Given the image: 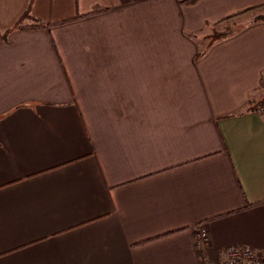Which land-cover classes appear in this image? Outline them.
I'll list each match as a JSON object with an SVG mask.
<instances>
[{
    "label": "crops",
    "instance_id": "1",
    "mask_svg": "<svg viewBox=\"0 0 264 264\" xmlns=\"http://www.w3.org/2000/svg\"><path fill=\"white\" fill-rule=\"evenodd\" d=\"M261 5L0 0V264L264 258Z\"/></svg>",
    "mask_w": 264,
    "mask_h": 264
},
{
    "label": "built area",
    "instance_id": "2",
    "mask_svg": "<svg viewBox=\"0 0 264 264\" xmlns=\"http://www.w3.org/2000/svg\"><path fill=\"white\" fill-rule=\"evenodd\" d=\"M264 112V103L260 106ZM197 246H206L208 235L204 227H199L196 232ZM222 264H264V258L256 250L250 247L230 246L223 250Z\"/></svg>",
    "mask_w": 264,
    "mask_h": 264
},
{
    "label": "trees",
    "instance_id": "3",
    "mask_svg": "<svg viewBox=\"0 0 264 264\" xmlns=\"http://www.w3.org/2000/svg\"><path fill=\"white\" fill-rule=\"evenodd\" d=\"M264 5H261V6H259V7H263ZM29 11H30V5H29V7L27 8V10H26V12L21 16V18H20V20L15 24V26H14V29H21V28H28V27H40L39 25H30V26H23V25H21V22L24 20V19H28L29 18ZM247 11H249V10H247ZM228 19H231V17H229V18H227V19H225V20H228ZM72 19H69V20H66V21H64L63 23H66V22H69V21H71ZM225 20H223V21H225ZM203 53H200V54H198L197 55V58L200 56V55H202ZM261 106V105H260ZM260 106H258V105H255V106H252V108H250V111H259L260 109Z\"/></svg>",
    "mask_w": 264,
    "mask_h": 264
},
{
    "label": "rangeland",
    "instance_id": "4",
    "mask_svg": "<svg viewBox=\"0 0 264 264\" xmlns=\"http://www.w3.org/2000/svg\"><path fill=\"white\" fill-rule=\"evenodd\" d=\"M204 43H205V44H207V43H208L207 39H205V40H204Z\"/></svg>",
    "mask_w": 264,
    "mask_h": 264
}]
</instances>
